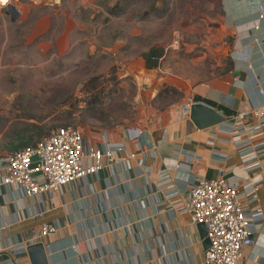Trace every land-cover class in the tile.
<instances>
[{
  "label": "crops",
  "instance_id": "0c3cea01",
  "mask_svg": "<svg viewBox=\"0 0 264 264\" xmlns=\"http://www.w3.org/2000/svg\"><path fill=\"white\" fill-rule=\"evenodd\" d=\"M258 2L264 0H221L222 27L231 37L233 49V61L223 72L193 82L184 76L166 78L162 86L175 88L179 99L154 111L146 126L116 125L85 131L97 138L101 146L105 144L99 139L102 130L107 132L109 144L125 146L124 151L117 152L118 159L111 166L63 184L54 192L31 197L13 185L0 184V264H8L7 257L18 264H29L27 251L7 255L6 247L44 222L59 223L55 231L40 239L51 264H204L205 246L197 223L191 221L187 211L156 203L163 198V189L149 192L148 187L164 167L184 192L185 185L195 176L224 173L237 179L245 175L228 135L214 133L216 125L198 128L183 104L192 97L233 113L261 101L255 87L257 83L264 86V17L257 19ZM21 20L11 17L6 22ZM255 23L259 25L256 28ZM38 24L34 21L32 32ZM57 32L67 35L66 28ZM248 62L258 79L255 84L247 80ZM151 143L155 153L150 150ZM215 151L225 153L226 158ZM127 153L135 154L125 163L122 157ZM188 153L194 156L191 161L186 157ZM258 195L264 208V182ZM39 202L46 207L44 215L27 216V206ZM253 240L244 248L240 264H264V220Z\"/></svg>",
  "mask_w": 264,
  "mask_h": 264
},
{
  "label": "rangeland",
  "instance_id": "374dc122",
  "mask_svg": "<svg viewBox=\"0 0 264 264\" xmlns=\"http://www.w3.org/2000/svg\"><path fill=\"white\" fill-rule=\"evenodd\" d=\"M13 16L22 20L6 22ZM223 18L221 0L0 4V155L62 124H150L179 99L166 78L193 82L229 67Z\"/></svg>",
  "mask_w": 264,
  "mask_h": 264
},
{
  "label": "built area",
  "instance_id": "2783aa9c",
  "mask_svg": "<svg viewBox=\"0 0 264 264\" xmlns=\"http://www.w3.org/2000/svg\"><path fill=\"white\" fill-rule=\"evenodd\" d=\"M9 2L0 0L1 5ZM256 12L258 20L264 17L263 2H258ZM254 26L259 25L255 23ZM236 54H240V51L237 50ZM247 80H252L254 84L258 80L249 62ZM255 87L261 101L238 108L233 113L217 109L226 118L215 124L214 130V133L228 135L245 175L237 176V179L224 173L213 177L195 176L185 185L184 192L164 167L159 171L155 183L148 187L149 192L163 189V198L156 203H166L187 211L193 223L204 222L210 242L204 249V264H240L244 248L253 243V235L264 220V208L258 195L264 182V86L257 83ZM198 101L204 102L188 97L183 104L184 111L188 113L191 103ZM101 132L99 139L104 140V146L97 138L73 124L51 128L35 144H27L0 155V184L13 185L21 194L31 197L40 192H54L63 184L96 174L118 159L117 152L125 150L122 143L109 144L107 132ZM154 147V143H151L152 153H155ZM215 152L226 158L225 153ZM34 154L38 159H31ZM134 154L123 156L125 163ZM186 157L191 161L194 156L188 153ZM140 158L143 164L144 156ZM179 164L177 162L175 166ZM183 192L185 195L182 198ZM45 211L46 207L41 202L30 203L26 215L43 216ZM58 224L44 222L40 227L32 228L23 239L7 245V255L27 251L28 244L55 231ZM72 247L74 250L77 248L76 244ZM7 261L8 264H18L12 257H7Z\"/></svg>",
  "mask_w": 264,
  "mask_h": 264
},
{
  "label": "water",
  "instance_id": "95a60500",
  "mask_svg": "<svg viewBox=\"0 0 264 264\" xmlns=\"http://www.w3.org/2000/svg\"><path fill=\"white\" fill-rule=\"evenodd\" d=\"M9 6H10L9 7L10 12L13 15H16L17 14L16 7L10 4ZM14 17L15 16H13L12 18ZM188 114L192 122L198 128H204L215 125L225 120L226 118V116L220 113L215 107L201 101L191 103ZM31 159L32 160L38 159V156L34 154L31 157ZM197 228L199 235L202 238V243L206 248L210 242L207 236V229L204 222H198ZM26 250L30 264H51L52 261L51 257L47 252L45 243L42 240L28 244ZM2 257L3 254L0 253V259H2Z\"/></svg>",
  "mask_w": 264,
  "mask_h": 264
},
{
  "label": "trees",
  "instance_id": "16d2710c",
  "mask_svg": "<svg viewBox=\"0 0 264 264\" xmlns=\"http://www.w3.org/2000/svg\"><path fill=\"white\" fill-rule=\"evenodd\" d=\"M44 135V134H43ZM42 135V136H43ZM41 137V136H40ZM40 137H38V138H36V139H34L33 141H31V142H21V143H19L18 145H15L14 147V149H12V150H10V152L11 151H14V150H16V149H18V148H20V147H23L24 145H27V144H35L36 142H37V140L40 138Z\"/></svg>",
  "mask_w": 264,
  "mask_h": 264
}]
</instances>
